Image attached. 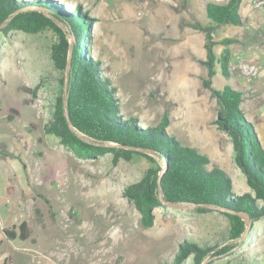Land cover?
I'll return each instance as SVG.
<instances>
[{"label":"rangeland","instance_id":"rangeland-1","mask_svg":"<svg viewBox=\"0 0 264 264\" xmlns=\"http://www.w3.org/2000/svg\"><path fill=\"white\" fill-rule=\"evenodd\" d=\"M55 1L68 11L81 4L95 19L86 49L92 59L101 61L103 75L118 89L125 119H137L145 128L159 124L167 113L169 134L208 155L209 169L225 170L236 194L250 190L235 163L231 138L215 124L217 101L203 87L207 78V68L201 63L206 59L204 44L180 43L179 28L194 22L206 26V16H182L173 0H139L138 16L128 11L127 0H119L110 4L109 18L103 16L112 0ZM36 8L61 22L55 11ZM244 21L246 25L248 19ZM245 25L237 37L252 32ZM231 29L219 27L215 40L230 36ZM65 30L73 41L69 27ZM55 40L50 29L38 34L0 32V155L17 159H11L14 175L26 174L21 185L13 181L8 192L0 189V198L18 205L16 224L25 220L33 231L27 241L5 244L11 255L8 264H30L32 258L36 264H114L117 260L120 264H165L174 259L184 241L203 247L229 244L230 223L218 208L202 214L190 204L173 207L163 203L155 210V225L141 226L140 214L122 192L150 168L145 157L121 160L117 165L111 154L83 160L62 146L56 136L45 133L44 126L62 90L61 74L51 58ZM248 45L249 58L243 55V44L231 46V76L224 77L217 64L213 86L220 90L229 85L241 91L246 119L255 122L259 117L253 85L258 73H251L250 67L258 66L250 60L256 44ZM223 49L217 45L216 55ZM255 128L264 147L259 123ZM237 243L229 254L208 259L213 264H260L264 218L253 222L247 237ZM37 253L51 260L38 263ZM184 264H193L192 258Z\"/></svg>","mask_w":264,"mask_h":264},{"label":"trees","instance_id":"trees-1","mask_svg":"<svg viewBox=\"0 0 264 264\" xmlns=\"http://www.w3.org/2000/svg\"><path fill=\"white\" fill-rule=\"evenodd\" d=\"M44 1L0 0V32L4 35L12 31L38 34L53 29L57 33L51 46V58L61 74L59 82L62 90L44 126L45 133L56 136L60 144L79 159L97 160L111 154L114 165L121 160L131 162L136 156L149 160L151 166L142 178L127 185L122 192L140 214V224L144 228L155 225V210L163 206V201L190 204L202 214L213 208L225 210L223 214L230 223L229 244L218 248L184 241L174 259L165 264H184L189 258H192L193 264H213L212 257L229 254L239 246L237 241L241 240L247 227L237 213H246L252 223L264 218V147L255 128L259 120L251 122L246 119L241 91L229 85L220 90L213 86L217 64L224 77L231 76V46L239 43L233 37L217 41L214 32L221 26L243 25L239 14L243 0H229L227 4L209 2L206 5L209 24H189L205 34L206 59L201 63L207 68V78L202 83L217 101L215 124L231 138L235 163L246 177L250 190L241 195L234 192L233 180L225 170L208 168L211 164L208 155L195 147L183 145L167 132L170 126L167 113L159 124L145 128L138 124L137 119H125L117 96L118 89L103 75L101 61L92 59L86 49L89 29L95 19L79 4L68 11L55 0H47L49 4ZM36 7L55 11V16L69 27L74 40L71 41L69 34L55 25L52 16ZM4 23L7 25L2 27ZM217 45L224 47L219 56L215 53ZM164 168L159 185L158 177ZM47 204L50 202L47 201ZM32 232L25 220L4 229L7 239L12 241H27ZM8 262L7 258L5 264ZM114 264H120V261ZM260 264H264V258Z\"/></svg>","mask_w":264,"mask_h":264},{"label":"crops","instance_id":"crops-1","mask_svg":"<svg viewBox=\"0 0 264 264\" xmlns=\"http://www.w3.org/2000/svg\"><path fill=\"white\" fill-rule=\"evenodd\" d=\"M119 0H112L111 3L108 4V8L105 9V14L103 17H110L111 12H110V4L112 3H117ZM174 2V8L176 10H179L182 14V16H206V5L209 2L217 3V4H227L229 0H173ZM244 1H242L243 3ZM241 3V5H242ZM127 9L128 11H131L132 13H136L138 16V10L140 7V1L139 0H127ZM81 5V4H80ZM116 5V4H115ZM120 5V3L118 4ZM142 5V4H141ZM240 5L239 8V14L242 18L243 25L242 26H232L231 28V34L230 36L226 37H233L239 40V43L237 44H243V55L245 58H249L250 56V45L248 44H256L254 53H253V60L256 62L255 64L258 66V78L254 80V92L256 94V99H258L257 102V108H256V113L259 117V126H261V132H262V137L264 138V14L262 12H258L250 7L248 3L246 2L245 8L243 9L242 12V6ZM82 6V5H81ZM117 7V6H116ZM117 8L115 9V11ZM248 19V22L246 25L244 24L245 21L244 19ZM137 19V18H136ZM135 20V19H133ZM253 20L257 24L255 25L254 28H250L252 32L246 36V34L243 35V37H237V32L239 29L242 27H246L248 29V24L250 21ZM136 21V20H135ZM209 19L207 18V21L205 22L206 25L209 24ZM143 23V22H142ZM140 23L136 22V25ZM225 26H222V28ZM242 30V29H241ZM243 31V30H242ZM241 31V32H242ZM179 39L181 44H205V34L201 31L195 30L190 25L187 26H181L179 28ZM251 34H255V36H252ZM224 37V38H226ZM223 37L220 38L217 41H221L224 39ZM252 39V40H251ZM147 43L150 42L149 39L146 40ZM159 43V41H158ZM154 44V43H153ZM258 45V46H257ZM244 96V95H243ZM244 98V97H243ZM257 101V100H256ZM7 156L0 155V189H6L8 192L11 184L13 181L19 182V184H22V181L25 182L26 180V174L22 175H14L13 171L14 170V165L11 163V159L17 160L14 158H8L9 161L7 160ZM21 167L22 165L19 164ZM17 180H15L16 178ZM18 210V205L12 204V202L9 201L8 198H0V261L2 260L3 264H5L6 259H11V255L8 253L7 250H5L6 246L5 244H12L14 241L7 239L4 229L6 228H11L13 226H17L19 224H16V216L15 213ZM30 264H36L34 259L32 258Z\"/></svg>","mask_w":264,"mask_h":264},{"label":"water","instance_id":"water-1","mask_svg":"<svg viewBox=\"0 0 264 264\" xmlns=\"http://www.w3.org/2000/svg\"><path fill=\"white\" fill-rule=\"evenodd\" d=\"M53 22L55 23V25L58 26L59 29H61L62 31L67 33V31L65 30V26H66L65 24H63L62 22H59V20H57L55 18L53 19ZM6 25L7 24L4 23L2 25V27H5ZM0 30H1V28H0ZM50 30H52L55 33V35H57L55 30H53V29H50ZM69 38H70V36H69ZM126 148L129 149V150L142 151V149H139V148L138 149L137 148H133V147H126ZM164 173H165V168L159 174V177H158V184L159 185H161V181H162V177H163ZM163 203L167 204L169 206H173V207H178L179 206V204H174V203H171V202H163ZM221 210H223V209H221ZM223 211H225V210H223ZM237 215L240 216L245 221V223L247 225V227H246V229L243 232L242 237H241V239L244 240L247 237V235L249 234V232L251 231L252 221H251L250 217L244 212L237 213Z\"/></svg>","mask_w":264,"mask_h":264},{"label":"built area","instance_id":"built-area-1","mask_svg":"<svg viewBox=\"0 0 264 264\" xmlns=\"http://www.w3.org/2000/svg\"><path fill=\"white\" fill-rule=\"evenodd\" d=\"M250 5V7L258 12H262L264 14V0H243ZM257 23L253 20L250 21L248 24V28H254ZM248 66H245V68ZM250 72L253 73L254 75L257 74L258 70L255 67H250ZM36 257L38 259V263H42V261H50L51 258L43 255L42 253H37Z\"/></svg>","mask_w":264,"mask_h":264}]
</instances>
